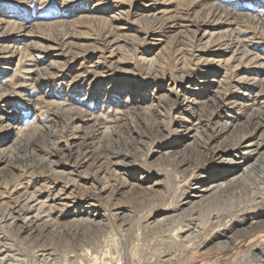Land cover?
Masks as SVG:
<instances>
[{
  "label": "rangeland",
  "instance_id": "374dc122",
  "mask_svg": "<svg viewBox=\"0 0 264 264\" xmlns=\"http://www.w3.org/2000/svg\"><path fill=\"white\" fill-rule=\"evenodd\" d=\"M260 134L264 0H0V264H264Z\"/></svg>",
  "mask_w": 264,
  "mask_h": 264
},
{
  "label": "bare ground",
  "instance_id": "6f19581e",
  "mask_svg": "<svg viewBox=\"0 0 264 264\" xmlns=\"http://www.w3.org/2000/svg\"><path fill=\"white\" fill-rule=\"evenodd\" d=\"M30 130V129H29ZM37 130V129H36ZM35 130V131H36ZM20 131H22V128H19V131L17 132L18 134H19V132ZM259 137L262 139V140H259L258 138H255L254 139V137H252L251 138V140H246L247 139V137L246 136H244V142H245V144H244V148L245 149H247V151L248 152H251L252 151V153L253 152H256L257 154H258V156L256 157V160L252 163V164H249L248 166H247V168H245V170H244V174H243V177H242V179H241V181H238V182H235V183H238V184H242V183H246L247 181H248V184H249V186H250V184L253 186L252 188H253V191H254V189H256L255 188V181H254V177L253 176H255L254 175V172L256 173V170H257V168H258V166H260V164H261V162L260 161H258V159L260 158V156H262V155H264V147H263V141H264V135H262V134H260L259 135ZM20 139V138H19ZM244 142H242V143H244ZM253 149V150H252ZM245 151V150H244ZM221 155V154H220ZM260 180H262V178H260ZM106 181V180H105ZM262 183L264 184V176H263V180H262ZM261 184V183H260ZM263 184H261V186L263 185ZM248 186V188L250 189V187ZM264 186V185H263ZM228 187V186H227ZM225 190V188H224V186L221 184L220 186H218V188L213 192V195H211V197H214V196H216L217 194H219V193H221V192H223ZM263 192V191H262ZM262 194H264V193H262ZM210 199V197H207V198H205V197H203V199L201 200V201H206V200H209ZM254 199V198H253ZM257 199V198H256ZM201 201H199V202H196V204H198V203H200ZM195 207V206H194ZM23 208V207H22ZM8 209V208H7ZM16 210V209H15ZM21 213V212H20ZM5 214H7V213H5ZM8 216V220H12V223H11V225L14 223V221L15 220H17V219H19L22 215L21 214H19V212L18 211H15L14 213L13 212H10L9 213V215H7ZM32 216V215H31ZM256 218V217H255ZM254 219V218H253ZM251 220L249 223H248V225L246 226V228L245 229H243L244 230V234H245V232H246V234H249V233H251L254 229H255V227H259V226H264V218H261V216L260 217H258V219H257V221H255V220ZM84 220V219H83ZM82 220V221H83ZM88 220H89V218H88ZM91 220H93V219H91ZM84 222H87V221H85L84 220ZM90 222H92V221H90ZM98 222V221H97ZM35 223H34V221L32 220V218H29V217H26L25 218V220L21 223V225H20V228H21V231H26V230H29V229H31V228H38V231H43V227H41V226H39V224H37V225H35ZM48 225V224H47ZM92 225V224H91ZM94 225V224H93ZM19 226V225H18ZM227 237V236H226ZM227 241V240H226ZM225 241V242H226ZM224 242V243H225ZM3 257V256H2ZM257 257V256H256ZM263 258H264V256H262ZM7 258V257H6ZM260 258V257H259ZM258 259V258H257ZM258 261H259V259H258ZM262 262H264V259H262ZM261 262V263H262ZM6 263V262H5Z\"/></svg>",
  "mask_w": 264,
  "mask_h": 264
}]
</instances>
